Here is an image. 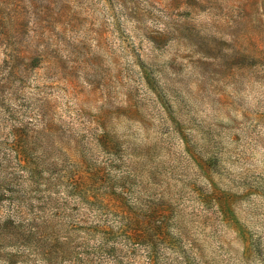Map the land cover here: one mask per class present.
Instances as JSON below:
<instances>
[{
    "label": "rangeland",
    "instance_id": "obj_1",
    "mask_svg": "<svg viewBox=\"0 0 264 264\" xmlns=\"http://www.w3.org/2000/svg\"><path fill=\"white\" fill-rule=\"evenodd\" d=\"M0 264H264V0H0Z\"/></svg>",
    "mask_w": 264,
    "mask_h": 264
}]
</instances>
